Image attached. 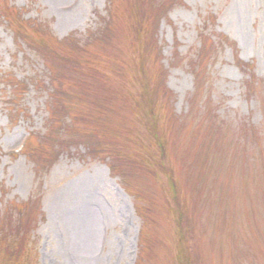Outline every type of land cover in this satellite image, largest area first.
<instances>
[{"label":"rangeland","instance_id":"obj_1","mask_svg":"<svg viewBox=\"0 0 264 264\" xmlns=\"http://www.w3.org/2000/svg\"><path fill=\"white\" fill-rule=\"evenodd\" d=\"M0 227V264H264V0H0Z\"/></svg>","mask_w":264,"mask_h":264},{"label":"trees","instance_id":"obj_2","mask_svg":"<svg viewBox=\"0 0 264 264\" xmlns=\"http://www.w3.org/2000/svg\"><path fill=\"white\" fill-rule=\"evenodd\" d=\"M223 39H225V37H223ZM102 111H103V109L102 108H98V112H99V116H101L102 117ZM88 149H89V153H90V155L92 156V157H94V158H96V157H98V156H101V146H100V144L98 143V150L97 149H95L94 147H88ZM165 156H166V154H165ZM165 156H164V158H165ZM163 158V159H164ZM164 167V166H163ZM1 228V227H0ZM180 243L181 244H187V242L185 243V240L184 239H181L180 240ZM15 259H17V258H15ZM14 258L13 259H11V260H9V259H7V264H12L13 262H14V264H18V260H15ZM13 260V261H12ZM182 264H184V263H182Z\"/></svg>","mask_w":264,"mask_h":264},{"label":"bare ground","instance_id":"obj_3","mask_svg":"<svg viewBox=\"0 0 264 264\" xmlns=\"http://www.w3.org/2000/svg\"><path fill=\"white\" fill-rule=\"evenodd\" d=\"M84 232V231H83ZM86 232H88V231H86ZM87 235V234H86ZM90 235V234H89Z\"/></svg>","mask_w":264,"mask_h":264}]
</instances>
